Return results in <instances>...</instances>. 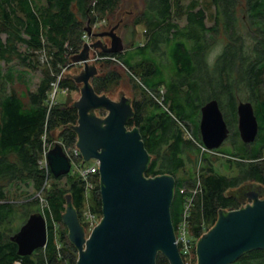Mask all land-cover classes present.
I'll list each match as a JSON object with an SVG mask.
<instances>
[{"label":"trees","instance_id":"16d2710c","mask_svg":"<svg viewBox=\"0 0 264 264\" xmlns=\"http://www.w3.org/2000/svg\"><path fill=\"white\" fill-rule=\"evenodd\" d=\"M41 1L0 0V264H77L78 250L71 243L62 219L67 195L72 196L87 228L83 220L86 182L75 168L73 174L55 178L51 171L48 174L41 169L39 161L46 133H51V141L57 133L68 149L77 144L78 136L72 126L78 123V110L61 102L51 107L49 94L61 73L59 68L68 67L71 58L82 51L84 35L88 34L86 21L94 23L98 14L101 18L113 15L119 0ZM211 3L215 9L214 25L209 27L208 11L197 0L187 6L182 0H144L145 8L133 24L146 26V42L138 47L134 41L128 42L125 51L119 54L103 52L102 56L117 61L98 62L109 72L92 79L100 95L107 94L114 83L120 82L122 76L117 63L128 68L130 75L142 79L144 98L133 100L136 116L129 122V128H140L152 155L146 175L171 174L177 178L172 205L176 233L186 204L193 198L189 232L196 244L216 224L221 209L234 210L246 204L244 184L264 186V0H211ZM183 17L185 25L179 22ZM220 44L222 51L211 61L214 47ZM47 47L56 73L44 69L36 91L30 89L24 71L18 76L12 70L4 72V66L15 59L27 70L39 69L35 54ZM156 63H162V68ZM18 80L25 83V94L3 90L4 84L14 85ZM59 87L76 91L78 83L63 78ZM240 90L247 94V100H240ZM213 99L219 101L231 128L237 125L241 101L254 105L259 123L255 142L246 144L236 128L231 136L235 151L213 152L230 164L232 168L227 167L230 175L217 170L212 152L200 147L204 145L200 132L201 108ZM226 103L231 106L224 107ZM180 122L195 141L186 138ZM80 163L85 165L83 157ZM187 165L191 172L187 171ZM181 172L184 175L179 177ZM65 178L66 184L61 186ZM91 181L95 184L93 210L102 218L100 173L92 175ZM48 182H52L49 189ZM241 184L242 202L235 196ZM24 186L28 190H23ZM198 187L200 192L194 195L192 191ZM42 190L48 203L45 209L48 242L33 255L20 256L12 236L31 215L41 213L39 199L33 198ZM13 200L23 202L18 204ZM59 234L61 241H57ZM157 263L170 264L162 254ZM233 264H264V250L246 253Z\"/></svg>","mask_w":264,"mask_h":264},{"label":"water","instance_id":"95a60500","mask_svg":"<svg viewBox=\"0 0 264 264\" xmlns=\"http://www.w3.org/2000/svg\"><path fill=\"white\" fill-rule=\"evenodd\" d=\"M120 23L97 33L88 25L89 36L99 39L85 43L82 51L72 57L74 63H84L80 75L64 76L82 84L80 99L72 102L79 114L72 129L78 136L76 146L84 161L100 162L103 216L87 235L72 196L67 195L62 219L71 243L78 250L77 264H158L160 254L170 264H185L172 217L177 178L171 174L146 175L152 155L140 128H129V122L136 116L133 101L126 95L118 101L100 95L92 84L99 68L88 63L91 51L110 54L125 51L118 33ZM102 38H110V45ZM98 111H104L105 116H99ZM237 111L241 139L246 144L255 142L259 123L254 105L240 102ZM200 132L210 151L219 149L229 137L230 129L218 100L202 107ZM57 136L56 133L58 139ZM48 160L55 178L72 171V163L60 143L51 149ZM252 191L250 203L239 209L219 211L216 224L197 241V264H233L246 253L264 250V197L261 189ZM12 240L18 244L20 256H31L45 248L48 242L45 217L41 213L31 215Z\"/></svg>","mask_w":264,"mask_h":264},{"label":"rangeland","instance_id":"374dc122","mask_svg":"<svg viewBox=\"0 0 264 264\" xmlns=\"http://www.w3.org/2000/svg\"><path fill=\"white\" fill-rule=\"evenodd\" d=\"M44 1L45 0H42L41 2L43 3ZM192 1H196V0H182V3L184 6H187ZM197 1H199L203 6H205L207 11H208L209 19L207 20V25L209 27L213 26L214 21L212 18V14H214L215 9L212 6L211 0H197ZM144 8H145L144 0H119L118 9L116 10V12L113 15H107L106 18H101V16H98L99 15L98 14L96 17V21L94 23L86 21V28L89 25L92 27L93 33H97V32H102V31H108L112 27L116 26L119 22H121L118 25V33L123 38L125 48L127 46V43L132 42V41H134V45L136 44V47H138L139 45L145 43L147 38H148L146 36V26L144 24H141V25L135 27L133 22L136 19V17H138L139 14L144 10ZM131 13H133V14L131 15ZM179 22L181 25H185L186 24L185 17L179 18ZM87 23H89V24H87ZM134 27H135V29H134ZM98 39L99 38H96V37L86 36L85 43L91 44L93 42H96ZM102 41H104V43L109 44V45L111 43L110 38H102ZM222 49H223L222 44L214 47L212 54H211V58H210L211 61L215 60V58L222 51ZM22 51H24V48L22 49ZM98 51H101V50H98ZM35 55H36L35 56L36 57V63L40 64V67L37 70H27V68L20 66V62L17 59H15V61H13L10 65L4 66V72L6 74L10 70L15 72L17 76H18L20 71H24L25 73H27L26 79L29 80L30 89L32 91L37 90V87L42 80L44 69H50V71L53 74L56 73L55 72L56 70L52 66V62H51L52 56L50 55V51H49L48 47L46 49L37 51ZM91 57H93V58L96 57V53L94 50L91 51ZM90 64L91 65H97V67L99 68L98 77L105 75L109 72L108 69L102 67L101 63L91 62ZM117 64L119 65V73L121 74L122 78H121L119 83H114L110 87V91L106 95H108L109 97H111L112 99H114L116 101L120 100V98L123 95H126L127 97H129L132 101L133 100L141 101L144 98L143 92L145 91L142 79L139 76H136L133 74H132L133 76L130 75L128 68H125V66L123 64H121V63H117ZM156 64H157V66L159 65V67L162 68V63H156ZM83 69H84V64L74 63L72 61V58H71L70 64L68 67L59 68V70H61V73H59V76L61 77V80L64 78V76L76 77V76L80 75V73L83 71ZM66 78L74 79V78H70V77H66ZM159 79H160V77L156 75V80H159ZM4 85H5V87L3 86V90L7 91V93L15 91L19 95H23L26 92L25 83H20L19 80H18V82L16 81V83L14 85H10V84H4ZM93 86H94V84H93ZM81 87H82V84H78V90H76V91H69L67 89L64 90V89L60 88V91L57 93V95H54L55 89L54 90L52 89L51 93L49 94V104H51L52 102H55V104L61 102V103H69V104L73 105L72 102L76 101V100L78 101L81 97ZM239 95L241 98L240 100H243V101L247 100V94L245 92H242V90H240ZM223 106L227 108L228 106H231V103H228V104L226 103ZM201 110H202V108H201ZM97 114L99 116L103 117V116H105L106 113L104 111H98ZM200 121H201V118H200ZM50 136H51V133H48L46 136L48 143H53V146H55L54 144H56V143H60L64 146V144L61 141H59V139H57L56 137H55V140L51 141ZM185 136L187 139L191 140V138H189L190 136L188 134H186ZM232 144L233 143H231L230 140H227L225 142V144L218 150L219 151H228V152L235 151L236 148ZM238 145H239V143H237V146ZM213 156H214L213 159L215 160V167L217 170H219L220 172L225 173V174H229V175L232 174L230 171L227 170V167H229L230 164L227 163L226 160H224L225 158H223L222 155L217 156L216 153H214ZM220 157L222 160L220 159ZM224 163H227V164H224ZM94 164H95V161L91 160L89 162H86L85 166H92ZM231 168L232 167H229V169H231ZM187 171L191 172L190 165H187ZM73 172H74V169L72 170V172L70 174H73ZM75 172L80 174V166H78L76 168ZM182 175H184V172H181L178 174L179 177ZM51 184H52V182H48L46 184L48 189L50 188ZM65 184H66V178L60 182L61 186H64ZM254 185H255V183L251 184L250 182L244 184L243 185L244 192H246L250 189H253ZM24 189L28 190L27 188H25V186L23 187V190ZM259 189H261V192L264 195V186L263 185L260 186ZM237 190H240V188ZM237 190H235V191H237ZM29 191L33 192V189L30 188ZM45 197H46V192H45V190H43V191L37 192L33 199H35V198L39 199L41 214L45 217V219H47V213L44 210V207L46 206L44 204L46 202L43 201L45 199ZM13 202L21 204L23 201L13 200ZM92 202L93 201H92V189H91L87 193L86 204H85V207L83 209V216H84V214L89 215L88 213L90 211L92 213H96L93 210L94 207L92 205ZM19 206H21V205H19ZM96 218L97 219L101 218L98 213H96ZM19 224L20 223L17 222V226ZM47 227H48V220H47ZM88 233L90 234L91 231L89 230ZM187 237L190 240H192V243L194 244V246H192V250H190V252L186 256H183L184 262H185V264H197V257H195V252H194V249H195L194 247L196 244L195 239L192 237V235L190 233L187 234ZM57 241H61L60 240V234L57 237ZM180 252L183 253V251H180Z\"/></svg>","mask_w":264,"mask_h":264},{"label":"built area","instance_id":"2783aa9c","mask_svg":"<svg viewBox=\"0 0 264 264\" xmlns=\"http://www.w3.org/2000/svg\"><path fill=\"white\" fill-rule=\"evenodd\" d=\"M86 36H89V34L84 35V40H85ZM95 53H96V57L93 58L90 56L88 63L101 62V61H104L107 59H112L114 61H117L116 58H111L109 56H102L103 51L97 50V52H95ZM82 64H84V63H82ZM129 73H130V71H129ZM60 81H61V77L58 75V80L55 83H53V90L55 89L54 95H57V93L60 91V87H59ZM161 93L164 94V90H162ZM53 105H55V102H52L50 104L51 107ZM180 125H181L185 135L188 134L190 136L189 138H191V140L195 141L190 130L181 122H180ZM46 136H47V133L43 137L45 145H44V150L42 153V157L39 161V164H40L41 169H44L49 174V172L51 171V168H50V164H49V160H48V155H49V152L51 151V149H53L55 146H53V143H48ZM56 144H54V145H56ZM63 147H64V150H65L66 154L68 155V157L72 163V169L75 168V170H76V168L78 166H80V176L86 182L87 189H88L87 193H88L91 189H94V187H95V184L91 181V177H92V175L99 173L100 162L98 160L93 159V161H95L94 165H92V166H85L84 165L83 166L80 163V160L83 156H82L81 151L79 150V148L77 146H75V148H73V149H68L65 146H63ZM200 147L202 148L203 151L210 152V150L205 145H200ZM199 185H200V182H199ZM182 192H184V191H182ZM192 192L194 195H197L200 192L199 187L196 188L195 190H193ZM43 201L46 202V199H44ZM192 202H193V198H190L186 204V207H185L184 218H183L181 224L179 225L178 232L176 233L177 244L179 245L180 251H183L184 256H186L190 252V250H192V246H194V244L192 243V240H190L187 237V234L190 233L189 232V216H190ZM44 205H46L44 207V210H45L48 203L46 202ZM88 214L89 215L84 214V216H83V220L87 225V228H85L87 235H89V233H88L89 230L92 232L94 230V228L97 225H99V223L102 219V218L97 219L96 213H92L91 211ZM60 246L61 245L59 244V247ZM17 264H22V263L17 262Z\"/></svg>","mask_w":264,"mask_h":264},{"label":"flooded vegetation","instance_id":"af4514ba","mask_svg":"<svg viewBox=\"0 0 264 264\" xmlns=\"http://www.w3.org/2000/svg\"><path fill=\"white\" fill-rule=\"evenodd\" d=\"M132 14H133V13H131V15H132ZM226 122H227V121H226ZM227 125H228V127H229V129H230V134H229V137L227 138V140H230L231 143H233V142H232L233 140L231 139V138H232V137H231L232 134H233L235 131H237V130H238V132H239V116H238V111H237V125H235V127H234L235 129H234V128H231L230 125L228 124V122H227ZM236 128H237V130H236ZM239 137L241 138L240 132H239ZM227 140H226V141H227ZM226 141H225V142H226ZM225 142L223 143V145L225 144ZM223 145H222V146H223ZM232 145H233V144H232ZM222 146H221V147H222ZM233 146H234V145H233ZM221 147H220V148H221ZM234 147H235V146H234ZM220 148H219V149H220ZM216 150H218V149H216ZM210 152L213 153V152H215V150H212V151H210ZM251 184H252V183H251ZM259 188H260L259 185H258V184H255V186H254L253 189H256V190H257V189H259ZM236 192H237V193H236L235 196H236L237 198H239V200H241V202H242V184H241V186H240V190H237ZM252 194H253L252 189L248 190V191L245 193L244 200H245L246 204L251 202V201L249 200V196L252 195Z\"/></svg>","mask_w":264,"mask_h":264},{"label":"crops","instance_id":"0c3cea01","mask_svg":"<svg viewBox=\"0 0 264 264\" xmlns=\"http://www.w3.org/2000/svg\"><path fill=\"white\" fill-rule=\"evenodd\" d=\"M29 81V80H28ZM29 87H30V85H29Z\"/></svg>","mask_w":264,"mask_h":264}]
</instances>
